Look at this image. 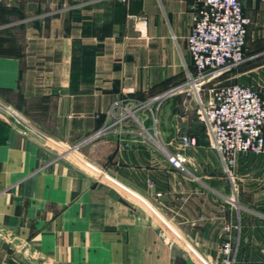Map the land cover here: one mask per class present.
Wrapping results in <instances>:
<instances>
[{
    "label": "crops",
    "instance_id": "0c3cea01",
    "mask_svg": "<svg viewBox=\"0 0 264 264\" xmlns=\"http://www.w3.org/2000/svg\"><path fill=\"white\" fill-rule=\"evenodd\" d=\"M202 2L0 0V103L47 136L20 134L0 112V264H222V245L241 230L218 167L188 156L180 172L133 135L69 151L108 123L115 102L145 100L194 73L186 39ZM181 99L159 111L165 140L187 135L167 129ZM200 150L213 153L189 151ZM247 155L264 190V152ZM257 203L254 216L264 217Z\"/></svg>",
    "mask_w": 264,
    "mask_h": 264
},
{
    "label": "built area",
    "instance_id": "2783aa9c",
    "mask_svg": "<svg viewBox=\"0 0 264 264\" xmlns=\"http://www.w3.org/2000/svg\"><path fill=\"white\" fill-rule=\"evenodd\" d=\"M243 0H203L192 19L186 39L194 73L187 71L178 86L146 98L115 102L107 113V124L91 136L69 148L78 152L89 142L105 136L133 135L139 142L152 146L180 172H186L187 152L196 147L194 137L178 134L167 145L161 141L159 111L163 103L185 94L200 112L209 147L217 155L222 171L233 175L237 159L243 154L264 152V89L234 84L214 86L203 96L204 85L229 72L245 61L244 47L250 19L244 12ZM258 1L264 5V0ZM0 112L24 136L45 141L43 131L33 126L20 112L0 103ZM126 146H129L127 143ZM171 147V149L169 148ZM236 246L231 240L222 245V264H234ZM264 264V263H263Z\"/></svg>",
    "mask_w": 264,
    "mask_h": 264
},
{
    "label": "rangeland",
    "instance_id": "374dc122",
    "mask_svg": "<svg viewBox=\"0 0 264 264\" xmlns=\"http://www.w3.org/2000/svg\"><path fill=\"white\" fill-rule=\"evenodd\" d=\"M258 3V1H249L252 7L249 9L247 7L248 10L247 13H245L250 19L245 48V61L231 73L222 74L207 82L201 92L203 96H206L208 90L214 86H224L235 82L247 84L259 90L264 89V10L258 7ZM174 97L182 98V101L177 106L172 107V109L169 108L178 118V122H173V126L171 125L172 123H167V129H169V132H173V134L169 133L170 137L173 136L176 131H178L177 133L184 132L194 137L196 144L209 145L207 137L202 129L200 112L194 102L183 93H179ZM161 141L167 145L169 140H165L162 136ZM169 148L171 149V147ZM200 151L192 153L188 151L187 155L190 156L194 162L201 165L202 162H206L211 163L212 167H218L212 169V171L217 175L215 176L216 180L219 178L221 179L222 186L224 184L227 185L225 186L226 190L223 192L228 195V207L232 208L238 215L234 219V222L236 221L234 226H237L241 232H236L238 235L229 234L236 246V261L238 264H246V257L251 254L259 257V262L257 264H263L264 217L257 218L254 214L255 211L258 210L257 202L264 199V190H255V186L252 184V155H242L238 157L235 170H233V175L230 178L223 173L219 159L214 152ZM164 160L166 159L164 158ZM242 235L246 238L245 243H243ZM242 253L243 256H241ZM240 256L241 258H239ZM242 260L244 261L243 263Z\"/></svg>",
    "mask_w": 264,
    "mask_h": 264
},
{
    "label": "trees",
    "instance_id": "16d2710c",
    "mask_svg": "<svg viewBox=\"0 0 264 264\" xmlns=\"http://www.w3.org/2000/svg\"><path fill=\"white\" fill-rule=\"evenodd\" d=\"M1 31V30H0ZM247 38H248V35H247ZM247 38H246V43H247ZM246 43H245V47H244V57H245V55H246V53H245V48H246ZM235 69V68H234ZM234 69H232V70H230L229 72H226V73H224V74H228V73H231ZM184 79H185V77H184ZM184 81V80H183ZM234 84H241V83H239V82H235V83H230V84H226V85H234ZM241 85H247V84H241ZM225 86V85H224ZM249 86V85H248ZM256 89V88H255ZM202 129H203V132H204V134H205V130H204V126L202 125ZM206 136V135H205ZM243 155H247V154H243ZM238 264V263H237Z\"/></svg>",
    "mask_w": 264,
    "mask_h": 264
}]
</instances>
